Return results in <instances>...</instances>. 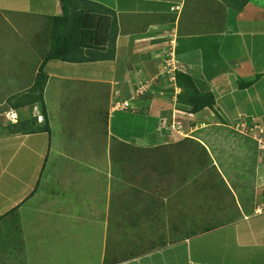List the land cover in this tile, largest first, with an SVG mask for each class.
Here are the masks:
<instances>
[{
    "label": "crops",
    "instance_id": "crops-1",
    "mask_svg": "<svg viewBox=\"0 0 264 264\" xmlns=\"http://www.w3.org/2000/svg\"><path fill=\"white\" fill-rule=\"evenodd\" d=\"M90 1L112 8L117 13L120 32L117 37L115 58L108 61L84 63L57 59L45 61L48 54L46 43L45 51L37 54V64L32 67L33 76H30L32 68H26L25 72H19L18 65L15 66L14 64L17 57L21 59V56H30L31 51L26 54L22 53L19 39L25 38L22 36L25 32L19 29L14 18L12 19L7 14L11 13L9 11L16 9L18 13L28 12L29 16L35 14V19L41 22V17L46 18L47 15L49 17L62 16L63 13L61 14L58 9L59 7L62 8L61 0H59L60 6L58 0H0V17L4 18L0 20V87L13 89L8 95L10 98L7 99L6 108L1 110V113L7 111L6 118L13 119L15 115L25 112L29 108L30 105L26 102L25 95L33 87L35 78L41 66L44 65V70L48 75L44 90V101L46 95L50 96L47 89L52 88L51 91L56 89V86L53 87L52 85L53 78H60L61 83L67 88L66 91L68 92H71L69 88L78 90V87L83 88L86 85L92 87L98 84L101 85L100 88H105L107 85L115 88L116 85V93H119L120 96L122 94L127 95L126 92H128V88H131V82L137 80L143 90L150 91L152 89V106L157 104L160 107V109L156 108L150 114L148 113L147 118L150 116L160 119L165 114L173 115L174 113L176 115L178 113L179 115L182 113L186 115L188 113L187 119L198 120L195 123L196 128H190L188 135L191 137L198 135V141L203 143L206 148L207 146L211 147L212 150L216 148L220 151L228 150L230 148L229 143L219 147V141L227 142L230 141V138L238 139L245 135L246 143L238 149L241 152L240 154L243 155V160L252 150H256L257 141L261 148L260 139L258 140L256 135L261 132L263 135L262 141L264 142V60L259 59L264 55V31H262L263 35H254L247 31L245 25L254 22L263 24L264 30V2L250 0L241 7L242 3L238 0ZM71 5L78 7L80 1L72 0ZM177 6H181L180 10L173 11L172 8L175 9ZM3 28L11 34H7ZM41 34V31L37 32V36L40 38ZM5 35H9L7 40H5ZM8 40H11L10 46H6ZM43 42L45 43L46 40ZM29 47H32V45L29 44ZM257 48L261 50L260 53L256 51ZM29 60H31L30 57ZM122 65L124 67L120 69L121 73L119 74L117 70L111 78L99 77L94 74L95 72L67 75L52 70L57 66L77 69H80V66H110L107 71L110 69L113 73L114 67ZM6 66L13 67L10 69ZM98 69L96 71L103 68L98 67ZM172 69H174V72L182 71L192 76L200 90L211 91L215 96L214 108H206L199 113H190L185 109L175 108L172 104L170 110L163 112V109L169 108L167 107L170 103L169 100L176 99L181 91L175 82L171 80V76L169 84L165 79ZM93 71H95V68ZM245 79H252L249 81H253L246 88L242 85L243 82H246ZM241 81L242 83L239 84ZM119 83H121L123 91L118 88ZM166 87H168V90L165 89ZM61 88L62 85L55 91L57 95L61 96ZM173 89L174 91L171 92ZM79 90L74 92H77L80 97ZM157 91L160 100L153 97V94H156ZM130 92L132 93V91ZM124 98L121 101L137 100L134 96L130 99L128 97ZM111 99L112 97L109 96L108 115L110 118L112 113L115 112L112 111L113 104L117 101ZM17 102H20L22 106H15ZM137 102L138 104L135 102L132 105L135 106L137 113H143L142 106L139 105V101ZM51 113L53 112H50L47 107L50 133L39 131L31 134L17 133L11 136L9 133V136H0V162L7 157L5 155L9 151L15 149L14 141L20 140V145L26 147L25 144L29 141L28 137L34 134L37 135V133L48 135L45 151L43 150L40 153L41 159L45 154V162L51 152L52 143L54 151H57L58 147L61 148L62 145L55 136L56 132L52 135L53 128L51 127L55 125V122L50 120L52 118ZM18 121L22 122L23 120L22 118L21 120L16 118L13 123ZM59 125H61L60 122ZM213 130L212 141L215 144H210L205 141V138H207L205 131L211 134ZM181 132L184 133L185 137L188 136L183 129ZM58 133L60 132L58 131ZM219 136L220 138H218ZM136 140L138 146H151L148 137L137 138ZM233 152H236V149ZM229 156L230 154L227 153L225 160L221 161L220 164L227 166L228 159L232 157ZM248 165L253 166V163L249 162ZM251 177H248L249 181L246 176L243 177L248 183H252L251 188L243 189L242 192L239 189L236 192L232 189L234 195H228L229 199L233 197L236 200L237 206L234 208L241 214V217L237 220L231 219V221L209 231L198 232L193 236L178 240L177 237L172 238V240L167 237L162 240V243L154 246H151L150 241L148 244L141 241L140 246L135 248L133 245L132 247L134 252L139 249L137 253L120 255L119 251L122 248V242L120 241L118 244H113V250L110 245H108L110 251L102 247L103 255L98 264H264V201H259L261 205L256 204L260 194L257 191L258 188L253 186L255 184L254 176L251 175ZM38 186L39 184L34 188L38 189ZM251 189L252 194H250ZM30 191L32 189L23 191L21 194L12 192L8 198L4 196L3 201L7 205L9 204V207L6 208L21 207L23 204L28 203L29 199L24 200L32 193ZM33 197H30V199ZM109 197L111 199L112 194ZM130 198L133 197L129 196L128 199ZM142 198L134 199L133 206L127 204L122 206L121 201L119 203L120 209H123V211L132 209V219L127 218L128 214H122L129 227L131 225H138L142 228L147 226L146 221L148 219H144L146 217L142 216L139 218L135 213H139L145 204L144 201H147L145 197ZM0 200L2 201L1 198ZM23 201L24 203H22ZM236 210L235 213L238 214ZM157 212L158 210L155 213L153 212L151 217H158ZM145 237L148 236L145 235ZM119 239L118 237L117 240ZM150 240L153 239L150 238ZM116 248H119V250Z\"/></svg>",
    "mask_w": 264,
    "mask_h": 264
},
{
    "label": "rangeland",
    "instance_id": "rangeland-1",
    "mask_svg": "<svg viewBox=\"0 0 264 264\" xmlns=\"http://www.w3.org/2000/svg\"><path fill=\"white\" fill-rule=\"evenodd\" d=\"M238 1L242 3L243 0ZM259 1L264 2V0ZM58 5L60 6L59 0ZM180 7L177 6V8H172V10L179 11ZM58 9L61 14L64 12L63 6ZM9 12L11 13L7 15L11 16L12 19L14 18L18 28L25 32L22 35L25 38L19 39L22 53L26 54L28 51H31L30 56H21V59L17 57L14 62L15 66L18 65L19 72H25L26 68L31 69L37 64V54L45 51L46 42L49 52L55 44V37L57 38V35L62 32L60 29L54 30L53 27L55 26L50 21L53 16L49 17L47 15L45 16L46 18L41 17L40 22L35 19V14L29 16L28 12L18 13L16 9ZM3 19L1 16L0 20ZM1 26L4 27L3 24ZM245 26H247L249 33L263 35V24L254 22L246 23ZM3 29L7 34H11L5 28ZM38 31L42 32L41 38L37 36ZM5 36V40H7L9 35ZM11 40L6 42V46H10ZM44 40H46L45 43L43 42ZM29 44L32 47H29ZM261 48L263 49V47ZM256 51L260 53L261 50L257 48ZM29 57L31 60H29ZM259 59L264 60V55ZM22 62L23 64H21ZM6 67L11 69L13 66ZM98 67L103 69L96 71L99 70ZM123 67V65L114 67L113 73L110 69L107 71L110 66H80V69L57 66L56 68H52V70L55 72L60 71L67 75L73 73L87 74V72L91 74L95 72L94 74L99 77L111 78L112 75L116 74L117 70L120 74V69H123ZM94 68L95 71H93ZM31 75L33 76V68L30 73ZM168 75H166L165 79L169 84L171 72ZM249 80L252 79H245V83L249 82ZM243 83L242 85L246 88L247 85ZM52 85L53 87L56 86V89H53V91H51L52 88L47 89V93L50 96L46 95L45 103L49 111L53 112L51 113L52 118H50L51 121L55 122V125L51 127L53 128L52 135L56 132L55 136L62 145L61 148L58 147L57 151H54L52 143L51 152L45 162V154H43V159H41L40 153L45 148L48 135L37 133V135L34 134L28 137L29 141L25 144L26 147L20 145V140L14 141L15 149L9 151L5 155L7 157L0 162V198L2 199V201L0 200V216L15 207L7 209L6 207H9V204L7 205L3 201L4 196L8 198L12 192L21 194L23 191H28L29 189H32L30 192H33L34 187L39 184L38 189L33 195L34 197L18 209V214L13 213V215L9 216L11 220L18 218V222L22 224L23 245L18 246L20 249H10L9 247L7 248L8 244H4V240L1 239L0 264H98L103 255L102 247L110 251L108 245L113 250V244H118L121 241L122 248L119 251L120 255L137 253L139 249H136V252H134L132 247L134 245L137 248L141 245V241L146 242V244L150 241L151 246H154L155 244L162 243V240L167 237L170 240L177 237L178 240L187 236H193L195 230L202 228L203 223H205L204 217L208 221L214 216V212L218 213L214 204L206 205L205 209L202 208L204 206H201V203L204 202L202 198L203 194L198 187H195L197 186L198 179L196 181V178H194V175L197 176L199 174L198 169L200 167L194 161L188 162L185 160L181 169L187 172L188 181H186V184L188 188L179 191L181 198L177 197L174 205V198L176 197H171L170 199L168 196L165 197V200L169 199L171 201V207H169L170 205L165 209L161 207L157 212L158 217L156 218L146 216L144 219L148 220L146 221L147 226L144 228L138 225H131L129 227L122 214H128L127 218L130 220L133 217H131L132 209L123 211L119 206L120 201L122 202V206H125V204L133 206V201L136 198L145 197V200L150 201L159 198V194L149 191L147 181L133 180L131 175L126 174V169L121 166L122 164L110 158V153L117 140L124 138L121 134H115L113 130L112 125L115 121L113 117L118 114L112 113L111 118L109 117L108 100L110 96L112 97L111 100H117L116 103H121L125 101H121L125 99L124 97L130 99L134 96L136 99H139L144 95H148L147 98L151 100L152 89L150 91L144 89L142 91L143 94L140 91L138 92V88L141 85L135 80V82H131V88H128V92H126L127 95L121 93L122 96H120L119 93H116V85L115 88L108 87V85L105 88H100L101 85L95 84L92 87H88L87 85L83 88L78 87L79 89L81 88L80 90L78 89L80 92L79 97V94L74 92L78 91L77 89L69 88L71 92L66 91L67 88L61 83L60 78H53ZM61 85L62 94L60 96L55 91ZM117 86L123 91L121 83ZM11 90L13 89L0 87V136H9V133L12 136V134L19 133L13 131L14 127L12 126L16 118L19 120L22 118V123H25L36 117L37 122H34L32 127L36 131L41 129L45 120L41 121L39 118V115L42 114L39 107L36 108L30 105L25 112L23 111L15 115L14 118L11 116L13 119L10 120L12 121L6 118L5 114L7 111L1 113V110L6 108L5 104L7 103V99L10 98L8 95ZM153 97L156 100L159 99L158 91L156 94H153ZM140 100L143 99L141 98ZM11 101L13 102V100ZM169 102L167 105L169 108L163 109V112L170 110L172 104H174L175 108L181 109L177 98L170 99ZM143 103L147 102L142 101L139 104L142 106L141 108L144 107ZM155 105L157 107L152 106L150 102L146 106V110H144L146 112L142 114H150L152 110L156 108L160 109L157 104ZM114 106L115 104H113L112 111L119 105L117 107ZM120 106L122 105L120 104ZM187 116H189L188 113L186 115L182 113L179 115L178 113L176 115L174 113L173 115L165 114L164 119H158L159 125L157 124L150 133L151 142H148L153 146L173 143L185 138L184 133L181 132L182 129L188 135L190 128H196L195 123L198 121L187 119ZM121 121L124 123L123 120ZM227 121L229 122V120ZM59 122L61 125H59ZM213 134L214 130L211 134L205 131V135L207 136L205 141L215 144L212 141ZM244 136L238 139L234 137L233 139L230 138V141L228 140L227 142L219 141V147L229 143L230 148L228 150L224 149L225 151H220L217 148L212 150L211 147L206 145L207 148L209 147L208 150L203 143L198 141V135L196 137L189 135L186 137L196 140L207 149L215 169L217 168L219 173H221L224 182L232 193V189L235 192L237 189L242 192L243 189L251 188L252 183H248V177L252 178L251 175H253V180L255 181L253 186L254 188H258L257 191L260 194L259 199L256 200V204L261 205L259 201H264L263 135L261 132L256 135L257 139H260L262 149L259 147V142L257 141L256 150H252L245 157V160L242 159L243 155L238 151L246 143ZM235 149L236 152H233ZM227 153L232 157L229 156L230 159H228L227 166L221 165L220 162L225 160ZM249 162L253 163V166H249ZM244 176H246L248 181L243 179ZM251 191L252 189L250 190V194H252ZM225 193V205L227 203V208L223 214L224 219L231 220L233 217L234 220H237L241 217V214L234 208L237 206L236 200L233 197L232 199L228 198L230 194L227 192V189H225ZM110 194H112L111 199L109 197ZM129 196L133 198L128 199ZM138 207L140 206L138 205ZM235 210L238 214L235 213ZM247 210L249 211V209ZM159 213H161L160 216ZM218 221L219 217L215 222ZM18 222H0V231H3V234L7 235L10 225H17ZM12 234L14 235V233ZM144 234L148 237H145ZM118 237L120 238L119 240H117ZM150 238L153 240L151 241ZM116 249L119 250V248ZM127 249L129 250L128 252Z\"/></svg>",
    "mask_w": 264,
    "mask_h": 264
},
{
    "label": "trees",
    "instance_id": "trees-1",
    "mask_svg": "<svg viewBox=\"0 0 264 264\" xmlns=\"http://www.w3.org/2000/svg\"><path fill=\"white\" fill-rule=\"evenodd\" d=\"M71 1L61 0L64 10L63 15L50 19L55 26L53 27L54 30L60 29L62 33L58 34L57 38L55 37V44L48 52L45 61L57 59L84 63L113 60L117 51V37L120 32L116 11L90 0H78L80 1L78 7L72 6ZM248 1L250 0H243L241 7L248 3ZM44 67V65L41 66L33 87L26 94V102L33 107L39 105L45 122L41 126V129L36 131L32 127V124L37 122L36 117L25 123L18 121L19 123H13V131L22 134H31L39 131L50 133L47 107L44 101V90L48 75ZM252 83L253 81H249L245 84L248 86ZM175 84L181 90L177 95V101L181 109H185L190 113H199L206 108H214V94L211 91L200 90L194 78L189 74L176 71ZM147 96L144 95L139 98L143 100L129 101L132 108L115 111L114 113L118 115L113 117L115 121L112 125L115 134H121L124 139L117 140L111 151V158L117 163L122 164L121 166L126 169V174L131 175L133 180L147 181L149 191L159 194V198L144 202L143 208L139 211L140 214L135 212L137 217H151L152 213H155L161 207L167 208L171 204V201H169L171 197H176L174 198L175 205L177 197L181 198L179 191L188 188L186 184V181H188L187 172L181 169L186 160L188 162L194 161L200 167L198 169L199 174H196L197 176L194 175V178H196V181L198 179L197 186L195 187H198L203 194L202 198L204 202L201 203V206H204L202 208L205 209L206 205L214 204L218 210V213L214 212V216L207 222L204 218L205 224L202 225V228H197L195 233L209 231L231 221L228 219L224 220L223 216L227 208V203L225 205V189H227L230 195L233 196V194L228 189L221 173H219L217 168L215 169L213 161H211L204 146L188 137L177 142L162 145L146 147L136 145L137 138L148 137L150 141V133L157 124L159 125V120L164 119L158 120V118L150 116L147 118V113L144 115L135 111L136 108H134L135 106L132 103L135 104L136 102L138 104L137 101L139 103L144 101L147 103H143L142 112H146L144 110H146V106L151 102ZM15 106L21 107L22 104L17 102ZM188 153L189 155L187 156ZM36 190L34 189L24 201L30 199ZM167 196L169 199L165 200ZM146 206L150 210L145 208ZM19 208L20 206H16L5 212L4 215L0 216V222H18V218L11 220L9 216L13 215V213L18 214ZM218 217L219 221L215 222ZM232 220H234L233 217ZM7 231V235L3 234V231H0V240L2 239L4 240V244H8L7 248L20 249L18 246L23 245L24 239L22 236V224L18 222L17 225H10Z\"/></svg>",
    "mask_w": 264,
    "mask_h": 264
},
{
    "label": "built area",
    "instance_id": "built-area-1",
    "mask_svg": "<svg viewBox=\"0 0 264 264\" xmlns=\"http://www.w3.org/2000/svg\"><path fill=\"white\" fill-rule=\"evenodd\" d=\"M174 69H172L171 70V73H172V77H171V80H175V77H174V71H173ZM142 92L143 90H142V88L141 89H139L138 90V92ZM120 104L122 105V106H120ZM119 105V106H118ZM118 106V107H117ZM114 107H117L116 109H114L113 111H118V110H126V109H128V108H132L131 107V105H130V102L129 101H124V102H117V103H115V106Z\"/></svg>",
    "mask_w": 264,
    "mask_h": 264
},
{
    "label": "clouds",
    "instance_id": "clouds-1",
    "mask_svg": "<svg viewBox=\"0 0 264 264\" xmlns=\"http://www.w3.org/2000/svg\"><path fill=\"white\" fill-rule=\"evenodd\" d=\"M171 77H172V73H171ZM174 77H175V72H174ZM173 82H175V80L173 81ZM142 88V87H141ZM141 88H139V89H141ZM143 90V89H142ZM142 94H143V92H142ZM141 94V95H142ZM126 101V100H125ZM127 101H129V100H127ZM40 119H41V121H44V117H43V115L41 114L40 115V117H39ZM42 118H43V120H42Z\"/></svg>",
    "mask_w": 264,
    "mask_h": 264
}]
</instances>
